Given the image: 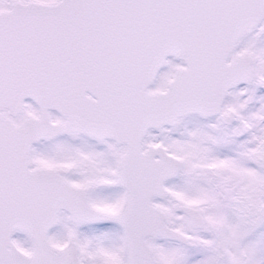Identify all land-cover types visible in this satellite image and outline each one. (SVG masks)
Here are the masks:
<instances>
[{
	"label": "snow or ice",
	"instance_id": "obj_1",
	"mask_svg": "<svg viewBox=\"0 0 264 264\" xmlns=\"http://www.w3.org/2000/svg\"><path fill=\"white\" fill-rule=\"evenodd\" d=\"M0 264H264V0H0Z\"/></svg>",
	"mask_w": 264,
	"mask_h": 264
}]
</instances>
